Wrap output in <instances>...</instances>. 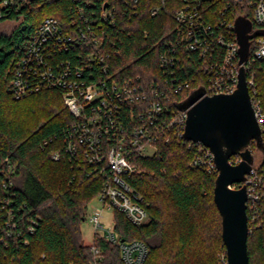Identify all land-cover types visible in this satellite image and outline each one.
<instances>
[{
	"label": "trees",
	"instance_id": "1",
	"mask_svg": "<svg viewBox=\"0 0 264 264\" xmlns=\"http://www.w3.org/2000/svg\"><path fill=\"white\" fill-rule=\"evenodd\" d=\"M3 1L0 21H22L14 32L0 35V264H124L119 247L105 235L95 234L89 244L84 241L82 224L107 175L82 151L74 157L66 151L75 119L60 90L44 88L19 99L12 90L26 38L45 17L53 15L66 23L79 6L89 14L107 1L118 5V0ZM209 1L219 14L222 3ZM160 3L139 0L137 15L105 29L114 39L113 68L119 78L140 74L146 83L164 82L161 54L175 50L176 76L190 82L175 95L173 106L180 108L192 92L203 88L205 76L194 52L178 39L174 14L183 0H165L153 15L152 8ZM253 69L264 83L261 64ZM195 151L177 138L159 141L155 155L135 160L138 171L128 182L143 195L149 220L135 224L115 209L112 225L120 240H139L147 246L143 264H220V251L227 261L222 217L214 201L217 173L193 168ZM55 152H60L58 159ZM248 219L250 262L264 264V199L257 217Z\"/></svg>",
	"mask_w": 264,
	"mask_h": 264
},
{
	"label": "built area",
	"instance_id": "2",
	"mask_svg": "<svg viewBox=\"0 0 264 264\" xmlns=\"http://www.w3.org/2000/svg\"><path fill=\"white\" fill-rule=\"evenodd\" d=\"M13 1L4 0L3 5ZM138 2L118 0V5L104 4L100 11L89 14L79 6L66 23L53 15L45 17L27 36L12 79L16 99L44 88L60 90L75 119L67 135L66 151L71 157L82 151L92 165L102 166L107 175L96 196L99 205L91 204L89 208L87 219L93 226V237L103 234L115 243L124 264H143L148 248L139 240H120L113 225L105 224L104 218L106 210L118 209L135 224L149 220L141 203L143 195L128 182V177L138 171L136 159L155 155L159 141L168 143L182 138L196 150L190 165L218 174L211 148L184 137L188 108H176L173 103L175 95L188 89L190 82L176 76L173 48V52H164L160 57L166 73L164 82L146 83L140 74L124 78L116 75L114 39L105 26H116L120 19L137 15ZM215 2L222 3L219 14L209 0H183L174 14L178 39L187 51L194 52V60L199 59L205 76L203 96L234 92L241 67H245L262 146H258L256 139L251 140L249 149L254 156L251 169L244 181L231 187H246L247 214L254 220L264 199V83L253 67L260 63L264 72V35L253 37L249 55L240 63L235 21L245 15L252 22L253 31L263 30L264 0ZM164 4L165 0H161L152 8V14L156 15ZM53 156L58 159L60 152ZM242 161L240 153L229 159L233 165ZM91 248L96 258L101 259L99 249Z\"/></svg>",
	"mask_w": 264,
	"mask_h": 264
},
{
	"label": "water",
	"instance_id": "3",
	"mask_svg": "<svg viewBox=\"0 0 264 264\" xmlns=\"http://www.w3.org/2000/svg\"><path fill=\"white\" fill-rule=\"evenodd\" d=\"M25 28L26 25H23L21 31ZM235 29L242 63L249 55L253 37L264 35V29L253 31V24L245 15L236 18ZM203 94V88L196 89L180 105V108H188L184 137L202 142L214 153L218 168L214 201L222 217L227 264H252L248 253L247 189L244 185L231 187L233 183L244 181L251 169L254 160L249 149L251 140L256 139L258 146H262L261 130L250 99L245 67H241L234 92ZM237 153L243 156V161L233 165L229 159Z\"/></svg>",
	"mask_w": 264,
	"mask_h": 264
},
{
	"label": "rangeland",
	"instance_id": "4",
	"mask_svg": "<svg viewBox=\"0 0 264 264\" xmlns=\"http://www.w3.org/2000/svg\"><path fill=\"white\" fill-rule=\"evenodd\" d=\"M21 21H22V18H20L19 20L7 19V20L0 21V35L10 34L14 32L17 29V27L20 25ZM91 204L99 205V200L97 198H94L93 201L89 204V208ZM104 222L105 224H110V225L113 223V211L112 210L105 211ZM82 231L84 235V241L87 244L91 243L93 241V226L91 225L88 219L83 222ZM224 255L225 253L223 251H220L218 253L220 264H227V261L225 260L226 257Z\"/></svg>",
	"mask_w": 264,
	"mask_h": 264
},
{
	"label": "bare ground",
	"instance_id": "5",
	"mask_svg": "<svg viewBox=\"0 0 264 264\" xmlns=\"http://www.w3.org/2000/svg\"><path fill=\"white\" fill-rule=\"evenodd\" d=\"M14 212V211H13Z\"/></svg>",
	"mask_w": 264,
	"mask_h": 264
}]
</instances>
